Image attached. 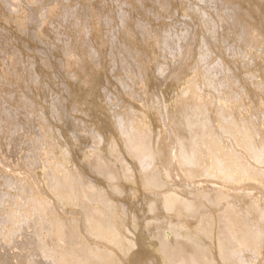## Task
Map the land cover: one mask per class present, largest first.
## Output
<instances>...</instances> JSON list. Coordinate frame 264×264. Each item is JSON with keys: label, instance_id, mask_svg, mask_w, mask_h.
I'll return each instance as SVG.
<instances>
[{"label": "bare ground", "instance_id": "bare-ground-1", "mask_svg": "<svg viewBox=\"0 0 264 264\" xmlns=\"http://www.w3.org/2000/svg\"><path fill=\"white\" fill-rule=\"evenodd\" d=\"M161 1L0 0V264H264V0Z\"/></svg>", "mask_w": 264, "mask_h": 264}, {"label": "rangeland", "instance_id": "rangeland-1", "mask_svg": "<svg viewBox=\"0 0 264 264\" xmlns=\"http://www.w3.org/2000/svg\"><path fill=\"white\" fill-rule=\"evenodd\" d=\"M138 1L139 0H137V1H135V0H132V8H133V11H131V7H128V4L126 5V4H124V8H126L127 10H128V12H127V10L125 9V15H123V22H125L127 25L128 24H130L131 23V21H133L134 19H138V18H140V17H138V13L137 12H139V9L138 8H136L138 5H139V3H138ZM151 2V1H150ZM150 2H148V3H150ZM162 3H163V5H164V3H166V1L164 0V1H161ZM135 4V5H134ZM90 2H88V3H85V4H83V5H80L79 6V11H81V12H84L83 10H86V9H88V8H90ZM137 5V6H136ZM82 6V7H81ZM153 6H155L156 7V10L157 11H159L160 10V12H162L163 13V15H164V17H165V22L166 23H169V21H171V19L172 18H174V19H176L177 18V14H176V11L175 10H173L172 12H171V14H173V15H171L170 13H167L166 12V14H165V11H163L161 8H160V4L159 3H153ZM165 6V5H164ZM139 7V6H138ZM238 7V9H240L241 10V8H240V6H237L236 5V8ZM136 8V9H135ZM138 10V11H137ZM131 11V12H130ZM256 12H258L257 10H256ZM130 14V13H132V14H130V16H128V14ZM137 13V14H136ZM127 14V15H126ZM132 15V16H131ZM127 16V17H126ZM134 16V17H133ZM168 16V17H167ZM131 19H130V18ZM137 17V18H136ZM169 18V19H167V18ZM96 18H97V20H99V17L98 16H96ZM159 17L158 16H155L154 17V20L153 21H151V20H144L146 23H147V26L149 27V31L151 30V29H153L154 27H157L156 25H158V24H160V23H162V22H164V20L163 19H158ZM126 21H125V20ZM139 20V19H138ZM159 20V21H158ZM162 21V22H161ZM86 21H84V23H85ZM154 22L156 23L155 24V26H153L154 25ZM87 23V22H86ZM85 23V24H86ZM89 30L90 29H88L87 28V30H86V32L88 31V33H84L85 34V37H88L89 35H90V33H89ZM91 31V30H90ZM88 35V36H87ZM21 37H22V35H14V36H12V39H13V42L16 44L17 42H18V39H21ZM17 39V40H16ZM145 41V38H143V36H142V38H140V41ZM143 41L141 42V43H143ZM96 43V42H95ZM89 46V45H88ZM84 48H86L85 46H82V52L84 51ZM63 58V57H62ZM79 59V58H78ZM80 61H81V59H79ZM96 61V60H95ZM94 61V64L96 65V66H99V64H100V62H101V60H98L97 62H95ZM82 66H83V69H85L86 71H87V68L85 67L86 66V64L85 63H83L82 62ZM61 71V72H60ZM5 73H6V70H5ZM59 75L61 76L62 75V77L63 78H65L66 77V74L64 73V70H62V69H60L59 70ZM77 78H75V79H73L72 78V81H71V83H75L77 80H76ZM130 79H133L134 81L136 80L135 78H134V76H131L130 77ZM139 79H140V77H139ZM242 79V81H244V80H246V77H242L241 78ZM76 80V81H75ZM236 85H237V82H236ZM130 86V85H129ZM122 87H120L118 90H114L113 92H110V93H108V96L110 97V96H112L113 98H115L116 97V95L117 94H119V93H124V90H123V88L121 89ZM125 91H128L129 92V88L128 89H125ZM116 92V93H115ZM116 94V95H115ZM115 96V97H114ZM67 97H69V96H66V98ZM108 97V98H109ZM43 100H44V97H43ZM87 129V128H86ZM89 130H90V128H89ZM1 140L2 141H6L5 139H3V138H1ZM61 141H63L62 140V138H61ZM4 143V142H3ZM2 144V142H0V154H2V150H4L5 149V146L8 148L9 146H7V145H5V146H3V145H1ZM4 144H6V142L4 143ZM2 146V147H1ZM4 148V149H3ZM10 156H12V157H8L7 159V161L5 160V161H2L1 160V158H0V165L2 166V167H4V169L6 168V170H9V167H10V165H12V163L13 164H15V163H17V157H18V155L16 154V153H14V154H12V155H10ZM19 161V160H18ZM21 161L22 162H24V159L23 158H21ZM9 164H8V163ZM11 162V163H10ZM3 163V164H2ZM8 164V165H7ZM18 164H19V162H18ZM13 167H16L17 168V166H13ZM8 168V169H7ZM18 168H20V166L18 167ZM260 195V194H259ZM261 195H263L264 196V194H263V190H262V193H261ZM243 196V195H242ZM261 198H263L262 196H261ZM241 201H244V199H240V202Z\"/></svg>", "mask_w": 264, "mask_h": 264}]
</instances>
